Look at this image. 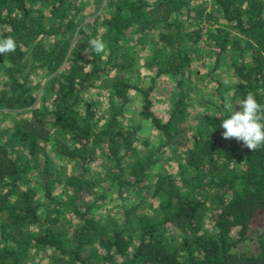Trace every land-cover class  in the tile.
Instances as JSON below:
<instances>
[{"label":"trees","instance_id":"obj_1","mask_svg":"<svg viewBox=\"0 0 264 264\" xmlns=\"http://www.w3.org/2000/svg\"><path fill=\"white\" fill-rule=\"evenodd\" d=\"M105 1L85 26L73 0H0V38L17 43L0 54V264H264V148L219 126L249 92L264 104V0ZM223 64L219 102L194 105L193 78ZM98 87L105 100L85 96ZM132 90L158 145L127 120ZM13 110L29 115L2 123Z\"/></svg>","mask_w":264,"mask_h":264},{"label":"rangeland","instance_id":"obj_2","mask_svg":"<svg viewBox=\"0 0 264 264\" xmlns=\"http://www.w3.org/2000/svg\"><path fill=\"white\" fill-rule=\"evenodd\" d=\"M76 4V6H79L80 11L82 13V18H81V24L80 25H85L87 22H91L93 19V14H95L98 11H106L108 9V5L105 0H73ZM71 15L73 14V11H70ZM148 47L143 46L141 47L136 53H137V64L138 66L141 65L143 61V56L148 52ZM208 59V58H207ZM207 59L205 61H207ZM229 56H227V61L229 60ZM212 60V59H211ZM210 60V62H211ZM205 61H202L203 65L198 66V71L200 74H203L204 71H208L209 67L204 64ZM210 65V63H209ZM144 74H148V77H145L143 79L142 84H148L149 82V69H143L141 68ZM1 78V76H0ZM47 78V74L45 73L44 69H37L35 72L31 74L30 79L32 82H37V81H44ZM233 79V73L232 69L221 65L219 69L212 73V77L209 75H202L201 77H195L193 78L192 81V87L194 88V98L192 99V103L194 105L202 106L204 107L207 105V101H212L214 104L218 103L220 100V94L222 92H226V89L224 88V85H218L219 81L221 82H226ZM165 81H160L155 85V90H153V93H155L156 100L154 101L153 104V109L154 112L164 118L167 114V107H168V98L171 95V80L167 78L164 79ZM131 98L130 100L126 103L127 105V112H126V117L128 118L127 120L130 122L131 125L137 126V133L140 135L142 138H146L149 141V144L152 146L158 145L159 140H160V134L158 133V130L154 128L153 126L149 125V123L144 120L140 115H139V109L141 108V97L137 93V91L132 90L131 91ZM225 94V93H224ZM85 96L87 98L91 97H100L102 98L101 100H105L107 97V90L98 87L96 89H90L85 93ZM104 105V104H103ZM14 112L8 113L7 116L2 123H7L10 121L12 118H19L23 115H29V113H24V112H16V110H13ZM186 123L184 122L182 125L186 126ZM191 124V121L189 122ZM183 137H187V133L183 132L182 133ZM143 145L139 143V147H142ZM147 149V146H146ZM174 153L175 159H179L178 155L176 152H172L170 150H165L164 155ZM158 164V163H157ZM156 164V165H157ZM176 165V163H174ZM159 165V164H158ZM168 169H171L172 167L170 164L166 163L165 164ZM159 167H161L159 165ZM158 168L155 167L154 171L157 170ZM175 168H172V170ZM74 171H77V168H73ZM105 200V201H104ZM117 203H119V198L116 196L115 193L111 192L106 198H103V208L108 209V208H117L118 206ZM255 242V241H254ZM44 255V254H43ZM39 259V258H37ZM47 258L43 256L40 259V262L42 264H46ZM26 264H30V262H27Z\"/></svg>","mask_w":264,"mask_h":264},{"label":"clouds","instance_id":"obj_3","mask_svg":"<svg viewBox=\"0 0 264 264\" xmlns=\"http://www.w3.org/2000/svg\"><path fill=\"white\" fill-rule=\"evenodd\" d=\"M89 44L97 54L105 51V43L99 38L91 39ZM16 48L17 43L12 36L0 38V54L5 56L15 52ZM236 104L241 106L239 111L233 104H226L228 115L223 117L219 125L224 129L223 137L225 139L235 138L253 152L264 148V104L259 103L252 92L247 93L245 98Z\"/></svg>","mask_w":264,"mask_h":264}]
</instances>
